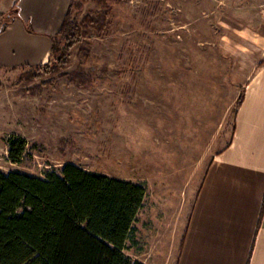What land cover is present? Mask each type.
Here are the masks:
<instances>
[{"label":"rangeland","instance_id":"1","mask_svg":"<svg viewBox=\"0 0 264 264\" xmlns=\"http://www.w3.org/2000/svg\"><path fill=\"white\" fill-rule=\"evenodd\" d=\"M0 0V27L18 15ZM15 1V0H14ZM82 36L62 65L0 68V170L45 178L66 163L146 188L126 252L177 264L211 162L245 90L233 21L264 30V0H76ZM239 52V53H238ZM28 141L19 162L8 138Z\"/></svg>","mask_w":264,"mask_h":264},{"label":"crops","instance_id":"2","mask_svg":"<svg viewBox=\"0 0 264 264\" xmlns=\"http://www.w3.org/2000/svg\"><path fill=\"white\" fill-rule=\"evenodd\" d=\"M71 2L11 0L2 5L17 4L19 13L0 31V68L47 64ZM230 31L244 37L233 48L247 49L240 61L245 96L233 140L215 156L197 193L177 264H264V30L234 20Z\"/></svg>","mask_w":264,"mask_h":264},{"label":"trees","instance_id":"3","mask_svg":"<svg viewBox=\"0 0 264 264\" xmlns=\"http://www.w3.org/2000/svg\"><path fill=\"white\" fill-rule=\"evenodd\" d=\"M76 7L72 0L53 37L52 56L58 53L62 65L82 36ZM244 96L245 90L238 109ZM7 142L19 162L28 141L12 135ZM145 198L139 183L71 162L45 178L0 170V264H147L126 252Z\"/></svg>","mask_w":264,"mask_h":264}]
</instances>
